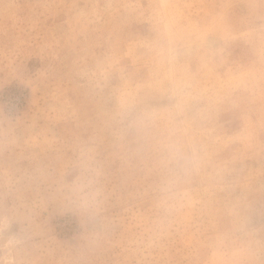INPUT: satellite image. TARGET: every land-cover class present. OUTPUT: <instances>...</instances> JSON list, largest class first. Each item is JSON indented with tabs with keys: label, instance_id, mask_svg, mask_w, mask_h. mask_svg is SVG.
Here are the masks:
<instances>
[{
	"label": "rangeland",
	"instance_id": "obj_1",
	"mask_svg": "<svg viewBox=\"0 0 264 264\" xmlns=\"http://www.w3.org/2000/svg\"><path fill=\"white\" fill-rule=\"evenodd\" d=\"M0 264H264V0H0Z\"/></svg>",
	"mask_w": 264,
	"mask_h": 264
}]
</instances>
